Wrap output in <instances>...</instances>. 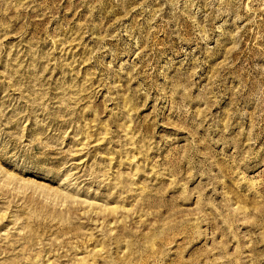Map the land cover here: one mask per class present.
<instances>
[{
  "label": "rangeland",
  "instance_id": "obj_1",
  "mask_svg": "<svg viewBox=\"0 0 264 264\" xmlns=\"http://www.w3.org/2000/svg\"><path fill=\"white\" fill-rule=\"evenodd\" d=\"M0 264H264V0H0Z\"/></svg>",
  "mask_w": 264,
  "mask_h": 264
}]
</instances>
